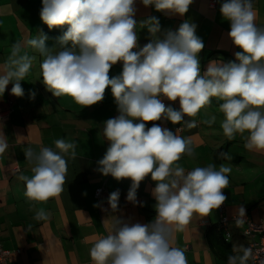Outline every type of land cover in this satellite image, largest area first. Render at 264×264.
<instances>
[{"label": "clouds", "instance_id": "9594fccd", "mask_svg": "<svg viewBox=\"0 0 264 264\" xmlns=\"http://www.w3.org/2000/svg\"><path fill=\"white\" fill-rule=\"evenodd\" d=\"M141 2L165 15L184 16L194 0ZM135 4L136 0H42L41 20L50 30L69 25L59 39L64 46L71 42V47L53 52L46 46V35L16 41L0 66V94L11 83V94L24 95L21 81L34 60L29 49L43 58V84L56 98L69 96L88 108L102 102L110 87L119 115L103 123L109 147L97 171L117 181L130 179L126 199L133 204L139 203L137 190L150 175L155 182L151 194L156 215L146 224L110 215L103 221L112 222L108 234L93 238L92 264H188L184 251L173 246L175 234L184 231L194 215L208 217L226 201L223 190L229 186L231 167L208 165L185 172L177 162L194 154L192 139L156 123L148 128L146 122L163 119L195 128L196 120L185 118H195L216 98L222 101L224 136L231 141L240 134L245 149L264 152V27L256 23L254 0H222L220 12L230 21L228 37L241 51L235 53V61L211 62L202 72L198 54L205 45L196 34L197 25L185 21L161 38L158 17H148L141 24L151 40L140 47ZM118 62H123L122 73L110 78V69ZM161 97L179 100V110L166 106ZM202 123L212 126L216 116ZM54 143L59 151L41 147L39 152L31 148L24 152L33 164V175L19 179L25 182L24 195L31 201L46 203L64 190L65 157L76 158L77 144L65 139ZM7 147L0 138V153ZM219 157L232 159L228 152H220ZM119 200V190L108 197L113 213L119 211ZM244 217L246 211L240 207L237 226ZM33 219L46 221L49 214L40 209ZM233 251L236 254L228 257L227 264H248L253 258L250 247L234 246Z\"/></svg>", "mask_w": 264, "mask_h": 264}, {"label": "crops", "instance_id": "0c3cea01", "mask_svg": "<svg viewBox=\"0 0 264 264\" xmlns=\"http://www.w3.org/2000/svg\"><path fill=\"white\" fill-rule=\"evenodd\" d=\"M16 1L0 0V66L9 56L13 43L41 36L44 27L40 17L42 0ZM210 1L194 0L189 11L179 16L165 15L157 12L154 5L145 7L141 0H136L134 18L138 45L143 47L151 40L148 29L141 24L148 17H158L161 38L167 31H176L183 22L189 21L197 25L196 34L205 45L198 54L202 72L211 62L235 61V53L241 49L228 37L230 21L220 12L222 0H216L214 7H210ZM18 5L22 15L14 13ZM26 8L28 13L24 14ZM254 10L257 25L264 27V0H254ZM10 15L16 18L9 19ZM52 46L53 52L60 51L71 47V42L64 46L57 39ZM29 52L34 60L25 80L21 81L24 95L11 94V83L4 94H0V111L8 110V117L0 119V138L8 145L0 153V241L10 251V264H92L89 250L93 238L108 234L112 222L103 224V221L110 215H118L132 223L152 221L156 215V200L151 194L155 182L150 175L146 177L137 190L139 203L133 204L126 199L132 183L130 179L117 181L97 171L98 161L109 147V142L104 140L103 123L119 115L111 88L106 89L102 102L88 108H82L69 96L56 98L43 84L40 70L43 58L35 50L29 49ZM122 70L123 62L113 65L110 78L120 75ZM165 99L166 106L179 110V100ZM220 103L222 101L212 98L211 104L202 108L195 118L186 117L196 120L197 127L192 129L183 123L174 125L163 119L146 122L148 128L156 123L174 134L192 139L194 154L183 155L177 162L185 172L208 165H215L217 169L221 164L231 167L229 186L223 190L227 197L222 204L224 211L218 208L204 218L194 215L186 229L175 234L173 246L184 251L188 264H227L228 257L236 254L234 246L248 244L249 239L243 235L247 220L264 222V152L245 149L240 134L231 141L224 136L220 127L224 119L219 111ZM212 115L216 116L215 124L202 123ZM57 139L77 144L76 158L65 157L64 190L59 197L46 203L31 201L24 195L25 182L19 179L21 175H33V164L26 160L24 152L28 148L39 152L41 147L59 151L55 149ZM220 152H228L232 159L220 158ZM16 165L19 171H14ZM100 187H104V193L99 199L95 192ZM116 190L120 192L119 211L113 213L108 197ZM240 207L245 209L246 217L244 223L237 226L235 217ZM40 209L49 214L48 220L33 219ZM223 218H227V225L221 222ZM227 232L230 233L228 239ZM248 264H252L251 259Z\"/></svg>", "mask_w": 264, "mask_h": 264}, {"label": "built area", "instance_id": "2783aa9c", "mask_svg": "<svg viewBox=\"0 0 264 264\" xmlns=\"http://www.w3.org/2000/svg\"><path fill=\"white\" fill-rule=\"evenodd\" d=\"M215 4L216 0H211L210 7H214ZM162 101L166 103L165 99H162ZM7 117L8 110L0 111V119H5ZM14 169V171H19V166L16 165ZM95 193L96 196L100 199V197L104 193V187L98 188ZM219 209L221 212L224 211L222 205ZM221 222L227 225V218H223ZM243 235L249 239L246 247H250L253 250V258H251L252 264H264V222L256 223L251 220H247V225L243 230ZM229 237L230 233L227 232V239ZM9 258L10 251L8 249H5L0 241V264H10Z\"/></svg>", "mask_w": 264, "mask_h": 264}, {"label": "trees", "instance_id": "16d2710c", "mask_svg": "<svg viewBox=\"0 0 264 264\" xmlns=\"http://www.w3.org/2000/svg\"><path fill=\"white\" fill-rule=\"evenodd\" d=\"M68 27H70V26L69 25H63V26H59V27H56V28H53L50 30L48 28V26L44 23V27L41 30V35L47 36L46 43H47V47L49 49H53L52 42H54L57 39L59 40V38L62 37L64 32L67 31ZM30 32L28 33L29 35H30Z\"/></svg>", "mask_w": 264, "mask_h": 264}, {"label": "rangeland", "instance_id": "374dc122", "mask_svg": "<svg viewBox=\"0 0 264 264\" xmlns=\"http://www.w3.org/2000/svg\"><path fill=\"white\" fill-rule=\"evenodd\" d=\"M16 1V0H15ZM18 2H19V0H17ZM16 1V2H17ZM15 2V3H16ZM16 5H17V3H16ZM16 10H15V14H20V15H22V13H21V11H22V8L18 5V7L17 8H15ZM23 13L24 14H26V13H28V9L26 8L24 11H23ZM13 18H16V16H14V17H12L11 15H10V17H9V19H13ZM53 118H55V116H53Z\"/></svg>", "mask_w": 264, "mask_h": 264}]
</instances>
